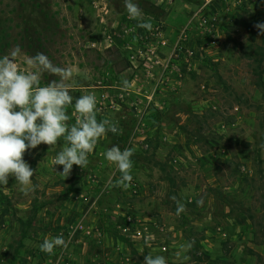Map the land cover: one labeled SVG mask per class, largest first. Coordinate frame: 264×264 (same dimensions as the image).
Wrapping results in <instances>:
<instances>
[{
  "label": "rangeland",
  "instance_id": "374dc122",
  "mask_svg": "<svg viewBox=\"0 0 264 264\" xmlns=\"http://www.w3.org/2000/svg\"><path fill=\"white\" fill-rule=\"evenodd\" d=\"M136 3L151 30L123 0H0V55L70 69V94H94L118 129L67 177L52 167L62 141L24 153L31 183L0 187V264H264V0ZM114 144L134 149L127 189L103 157ZM58 234L66 248L39 250Z\"/></svg>",
  "mask_w": 264,
  "mask_h": 264
},
{
  "label": "clouds",
  "instance_id": "9594fccd",
  "mask_svg": "<svg viewBox=\"0 0 264 264\" xmlns=\"http://www.w3.org/2000/svg\"><path fill=\"white\" fill-rule=\"evenodd\" d=\"M123 4L128 17L137 21V27L151 30V23L141 19L143 13L136 0H123ZM254 27L264 34V22H257ZM19 53L17 45L9 54L0 55V187L8 184L10 176L21 186L31 183L34 169L23 155L40 144L55 146L62 141L60 150L52 157V167L62 166L59 173L67 177L73 165L80 169L88 165V156L100 138L118 131L109 118L97 119L94 94L79 97L70 94L73 90L66 83L71 78L70 69L53 64L47 55L37 52L26 59V69L20 70L15 59ZM44 72L55 79L41 85ZM122 87H127L126 80L122 81ZM69 106L78 114L72 124L68 123ZM133 153V148L121 149L115 144L104 150V159L120 173L115 186L127 189L133 180ZM196 203L202 205L203 199ZM184 207L183 202L176 201L177 216ZM38 247L41 252L52 254L57 248H66L67 241L60 234L46 235ZM191 247V242L182 244L176 252L177 258ZM183 259L187 260V255ZM141 264H167V260L163 255L148 253Z\"/></svg>",
  "mask_w": 264,
  "mask_h": 264
},
{
  "label": "trees",
  "instance_id": "16d2710c",
  "mask_svg": "<svg viewBox=\"0 0 264 264\" xmlns=\"http://www.w3.org/2000/svg\"><path fill=\"white\" fill-rule=\"evenodd\" d=\"M154 10L158 11V12H163L162 9H158V8H154ZM229 26H226L224 29L228 30ZM261 53V52H260ZM0 197H2V193H0ZM8 264H14V261L11 259L8 261Z\"/></svg>",
  "mask_w": 264,
  "mask_h": 264
}]
</instances>
